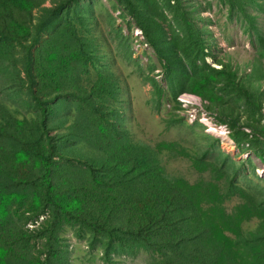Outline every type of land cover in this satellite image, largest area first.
Wrapping results in <instances>:
<instances>
[{
    "label": "trees",
    "instance_id": "16d2710c",
    "mask_svg": "<svg viewBox=\"0 0 264 264\" xmlns=\"http://www.w3.org/2000/svg\"><path fill=\"white\" fill-rule=\"evenodd\" d=\"M47 1L0 0V84L11 98L10 104L0 100V264H61L65 223L77 226L89 247L99 244L106 261L113 253L136 249L151 254L148 264H264V207L257 193L238 186L237 165L228 157L206 165L203 155L195 160L179 144L161 143L152 150L114 125L112 131L114 91L108 80L92 92L76 90L79 100L62 98L63 81L76 74L75 60L91 59L93 51L76 26L85 0H51L46 6ZM115 1L164 62L172 97L201 99L238 146L247 144L264 158L259 146L264 140V92L259 89L264 73L242 79L222 61L216 62L219 70L209 65L207 59H216L212 33L190 0ZM222 1L250 24L256 21L253 10L264 13V0ZM257 41L262 57L264 35ZM255 83L259 88L252 87ZM155 89L163 97L156 84ZM241 104L248 112L241 113ZM85 117L95 123L84 125ZM107 127L111 133L101 134ZM73 139L83 146L80 153L65 152L67 140ZM163 154L188 159L195 171L210 173L214 183L191 185L168 176ZM74 162L85 169L77 171ZM222 180L225 192L218 184ZM231 197L241 203L228 215L223 204ZM259 213L261 231H244L246 220ZM45 216L38 226L26 228Z\"/></svg>",
    "mask_w": 264,
    "mask_h": 264
},
{
    "label": "rangeland",
    "instance_id": "374dc122",
    "mask_svg": "<svg viewBox=\"0 0 264 264\" xmlns=\"http://www.w3.org/2000/svg\"><path fill=\"white\" fill-rule=\"evenodd\" d=\"M190 2L198 5L197 14L205 18L203 23L212 33L213 39H210V46L216 59H207L209 65L219 70L221 68L216 62L222 61L231 65L242 79L247 78L252 72L264 73V56L258 55L260 47L257 41L259 35H264L263 12L253 10L256 21L250 24L241 12L237 9L231 12L228 3L222 0H190ZM50 5L51 0H48L46 6ZM164 10L171 18L167 9L164 8ZM78 11L81 13V19L76 21L78 34L85 40L88 50L93 51V56L91 59L89 57L75 60L76 74L68 76L63 81L60 88L63 92L62 98L79 100V97L75 95L76 90L92 92L94 87L104 85L108 80L113 84L114 91L113 101L110 102V106L114 108L110 128L114 125V128L120 129L119 133L127 134L135 143L149 145L152 150L161 143L179 144L186 151H190L195 160H199L198 158L203 155V163L206 165H209L212 159L225 155L237 165L239 177H236V174L235 177L238 186L257 193V196L254 194L255 198L260 206L264 207V158L258 155L261 151L257 153L247 144L238 146L232 140L231 134L228 137L209 135L197 121H193L190 116L191 109L189 108L188 112L184 110L177 102V98L174 99L171 95L164 62L159 60L156 51L147 41L145 33L137 25L136 20L115 0H85L81 2ZM35 15V17L38 16L37 12ZM255 42L257 43L254 46ZM105 72L108 74L98 80V76L104 75ZM155 84L163 91V97L156 92ZM256 85L255 83L252 87L259 88ZM260 87L262 88L259 89L264 92V81L261 82ZM7 93L2 82L0 100L10 104L11 98L7 96ZM21 94L27 95L25 88L22 89ZM104 94L107 96L105 91ZM234 100L236 102L235 98ZM233 103H229L230 106H234ZM240 107L241 113L248 112L242 104ZM262 114L264 115V107ZM213 115L219 125L227 127L219 122L215 114ZM81 121L84 125L95 123L94 118L85 117ZM62 122L63 120L59 123ZM73 122L66 123V126L72 125ZM110 128L107 127V132H101V134L111 133L112 128ZM93 130L94 127L90 129L89 135ZM67 144L65 152L73 150L75 153H80L84 149L75 139L67 140ZM259 146L264 148V140L263 145ZM87 151L90 152V150ZM74 165L77 171L85 169L77 162H74ZM162 166L168 176L180 177L191 185L201 180L212 183L215 181L210 173L203 174L195 171L188 159H173L163 154ZM230 175L233 176L232 173ZM218 184L222 192H225L226 181L222 180ZM240 203L241 200L238 197H231L225 201L223 208L228 215H231ZM45 218L46 216L41 217L36 224L28 222L26 228L32 229L38 226ZM261 219L262 213L248 218L246 221L249 224L243 225V230L261 231L258 227L263 223ZM77 229L74 225H67V223L63 225L61 264H148L151 262L150 253L136 249L127 250L126 254L113 253L110 255L111 260L106 261L100 245L89 247L85 238L77 235Z\"/></svg>",
    "mask_w": 264,
    "mask_h": 264
},
{
    "label": "built area",
    "instance_id": "2783aa9c",
    "mask_svg": "<svg viewBox=\"0 0 264 264\" xmlns=\"http://www.w3.org/2000/svg\"><path fill=\"white\" fill-rule=\"evenodd\" d=\"M177 102L187 112L189 108L191 109V118L193 121H197L205 129L207 134L221 135L223 137L230 136L231 133L227 127L219 125L215 120V116L206 110L205 103L197 97L183 94L177 97Z\"/></svg>",
    "mask_w": 264,
    "mask_h": 264
}]
</instances>
